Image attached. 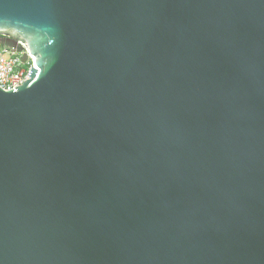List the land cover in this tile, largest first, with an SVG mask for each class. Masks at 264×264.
Instances as JSON below:
<instances>
[{"label": "water", "instance_id": "95a60500", "mask_svg": "<svg viewBox=\"0 0 264 264\" xmlns=\"http://www.w3.org/2000/svg\"><path fill=\"white\" fill-rule=\"evenodd\" d=\"M1 36L0 264H264V0H0Z\"/></svg>", "mask_w": 264, "mask_h": 264}, {"label": "built area", "instance_id": "2783aa9c", "mask_svg": "<svg viewBox=\"0 0 264 264\" xmlns=\"http://www.w3.org/2000/svg\"><path fill=\"white\" fill-rule=\"evenodd\" d=\"M35 60L26 43L19 41L15 50L0 45V88L10 91L16 86H21L22 81L30 78L28 75L36 65Z\"/></svg>", "mask_w": 264, "mask_h": 264}, {"label": "flooded vegetation", "instance_id": "af4514ba", "mask_svg": "<svg viewBox=\"0 0 264 264\" xmlns=\"http://www.w3.org/2000/svg\"><path fill=\"white\" fill-rule=\"evenodd\" d=\"M0 40L2 41V43L0 44L1 46L6 47L8 44H15L18 47V43H19L18 41L16 42V41L10 40L6 36H1Z\"/></svg>", "mask_w": 264, "mask_h": 264}]
</instances>
